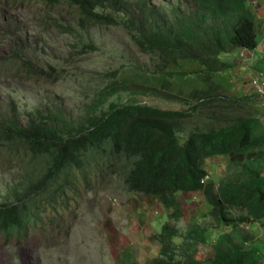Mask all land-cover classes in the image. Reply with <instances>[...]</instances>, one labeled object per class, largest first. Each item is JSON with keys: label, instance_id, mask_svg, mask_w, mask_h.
Instances as JSON below:
<instances>
[{"label": "trees", "instance_id": "16d2710c", "mask_svg": "<svg viewBox=\"0 0 264 264\" xmlns=\"http://www.w3.org/2000/svg\"><path fill=\"white\" fill-rule=\"evenodd\" d=\"M13 1L4 0L3 8L15 9ZM21 1L50 11L66 4L94 25L111 26L123 18L142 52L156 55L162 68L185 66L198 84L186 80L190 74L185 71L177 73V80L164 82L158 77L154 82L170 96L194 101L186 110L111 103L108 109L91 107L78 123L33 117L21 125L14 113L1 117L0 158L17 160L23 172L9 201L0 205L3 237L21 239L42 220L44 201L56 204L65 199L74 191V179L88 182L90 172L105 182L112 172L121 171L128 190L158 198L174 221L184 216L179 194L203 189L213 207L211 215L220 224L232 230L244 222L264 225V131L253 127L252 122L258 123L254 117H225L212 110L235 111L256 97L230 95L227 81L219 76L231 67L220 55L259 44L257 18L248 0H184L192 7L170 12L149 7L143 0L136 1L132 10L127 0ZM11 31L17 35L22 28L17 24ZM187 62L196 65L190 68ZM3 67L39 76L36 61L19 50L0 58V70ZM213 156L229 160L218 190L201 183L207 172L204 160ZM233 232L238 243L229 233L220 234L213 255L202 262L196 256L208 243L207 228L196 224L178 244L176 226L165 223L155 235L161 250L152 264H262L258 250L244 246L254 237Z\"/></svg>", "mask_w": 264, "mask_h": 264}, {"label": "rangeland", "instance_id": "374dc122", "mask_svg": "<svg viewBox=\"0 0 264 264\" xmlns=\"http://www.w3.org/2000/svg\"><path fill=\"white\" fill-rule=\"evenodd\" d=\"M127 1L132 10L139 0ZM143 1H147L149 7L168 12L180 6L192 7L185 5L184 0ZM13 3L15 9L5 10L4 0H0V58L7 57L12 50L28 54L38 64L39 76L27 77L20 71L1 68L0 118L14 113L21 125H26L33 117L78 123L91 107L108 109L111 103H136L167 110H186L194 104L185 97L170 96L154 83L158 77L164 82L177 80L180 71L190 74L185 76L186 80H195L192 70L185 66L162 68L156 55L138 48L123 18H118L119 23L111 26L94 25L83 21L66 4L50 11L33 2L16 0ZM17 24L22 31L13 35L11 27ZM225 54L220 55L223 61ZM187 63L190 68L196 65ZM219 76L227 81L226 91L236 95L237 84L230 82L227 70ZM195 83L198 84L196 80ZM212 110L225 117H254L258 125L252 122L253 127L264 130L259 125L264 115V97L259 95L235 111ZM181 143H184L183 138ZM211 160L210 167L205 168L216 179H222L227 173V157ZM21 168L17 160L4 162L0 158V205L9 201L10 191L21 182ZM112 173L105 182L92 172L88 182L75 178L71 188L74 191L65 199L60 198L56 204L48 203L51 200L42 203V220L21 239L11 240L0 233V264H115L121 255L118 249L125 242L119 232H135L132 229L134 209L142 207L147 209V215L153 214L155 209L161 211L152 219L156 228L161 229L168 220L164 205L153 196L152 200H138L137 196H146L128 190L121 171ZM179 197L184 216L179 221L170 218L167 221L176 226L175 241L180 244L186 232L200 224L207 228L208 243L199 248L198 254L202 252L211 257L217 237L226 233V229L211 215L213 207L203 196L196 202L181 193ZM233 230L254 237L245 243L246 249H259L264 240V225L256 221L244 222ZM233 230H229V234L233 242L238 243Z\"/></svg>", "mask_w": 264, "mask_h": 264}, {"label": "crops", "instance_id": "0c3cea01", "mask_svg": "<svg viewBox=\"0 0 264 264\" xmlns=\"http://www.w3.org/2000/svg\"><path fill=\"white\" fill-rule=\"evenodd\" d=\"M248 6L257 18L259 44L254 49L237 47L232 52L224 55V61L231 65L227 70V75L230 78V82L237 84L236 95L239 97L258 95L252 86V79L264 72V0H248ZM260 126H263L262 123ZM211 161V159L205 160V166L210 167ZM137 198L138 200L142 199L143 202L145 199L152 200L151 198L140 196H137ZM134 211L136 214L134 217L135 225L132 229L135 232L132 234L131 232H119V237L125 239V242L123 247L118 249L121 255L119 258L117 257L115 264H152L160 255L161 243L155 235L160 233L163 226L161 229L159 227L156 228L157 225L152 222V219L161 214V211L158 214L154 212L150 215H147V209H143V207L142 209H134ZM164 213L167 214L166 210ZM166 222L167 219L165 220ZM114 244L117 245L116 239ZM263 249L264 240L259 245L258 253L256 254L262 264H264Z\"/></svg>", "mask_w": 264, "mask_h": 264}, {"label": "clouds", "instance_id": "9594fccd", "mask_svg": "<svg viewBox=\"0 0 264 264\" xmlns=\"http://www.w3.org/2000/svg\"><path fill=\"white\" fill-rule=\"evenodd\" d=\"M259 95V94H258ZM260 96V95H259ZM262 97V96H261ZM262 123V122H261ZM263 125V124H262ZM263 128H264V126H263ZM215 157H220V156H213V158H215ZM225 157H227V156H225ZM209 159H212V157H210V158H207V159H205V160H209ZM227 159H228V157H227ZM204 160V161H205ZM228 162H229V160H228ZM203 167L205 168V162L203 163ZM227 167H228V165H227ZM205 170L207 171L206 172V174L202 177V179H201V183H202V185H203V188L205 187V186H207V185H212L216 190H218L219 189V187H220V180L221 179H216L212 174H210L209 172H208V170L205 168ZM207 176H209V180L208 181H203ZM186 195L187 197H188V199H190V200H192L193 202H196V200H198V198L199 197H204L205 198V200H206V197H205V195H204V192H203V189H199V190H194V191H191V192H181V195ZM145 196V195H144ZM147 198H151V199H154L152 196H146ZM155 200H157L158 202H160V203H162L158 198L156 199V197H155ZM165 207V206H164ZM166 208V207H165ZM166 210V212H167V215H168V209L166 208L165 209ZM155 212H156V214H158L159 213V210H157V209H155ZM167 221H169V216H168V220ZM166 223H168V222H166ZM224 226V228L226 229L225 230V232L226 233H229V230H232V227L231 226H226V225H223ZM162 230V229H161ZM161 232V231H160ZM218 238V237H217ZM204 247H206V245L204 246ZM197 259L198 260H201L202 262H205V258H206V256H204V254L202 253V252H200L199 254H197Z\"/></svg>", "mask_w": 264, "mask_h": 264}, {"label": "built area", "instance_id": "2783aa9c", "mask_svg": "<svg viewBox=\"0 0 264 264\" xmlns=\"http://www.w3.org/2000/svg\"><path fill=\"white\" fill-rule=\"evenodd\" d=\"M252 86L254 87L257 94L264 97V72H261L257 77L252 79ZM261 122L264 126V115L261 118ZM209 176H207L203 181H208Z\"/></svg>", "mask_w": 264, "mask_h": 264}]
</instances>
